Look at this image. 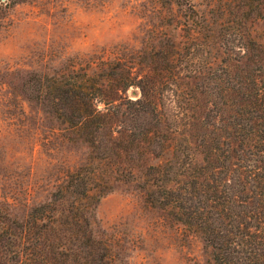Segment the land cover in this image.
Masks as SVG:
<instances>
[{"label":"rangeland","instance_id":"1","mask_svg":"<svg viewBox=\"0 0 264 264\" xmlns=\"http://www.w3.org/2000/svg\"><path fill=\"white\" fill-rule=\"evenodd\" d=\"M191 3L193 10L161 0H0V230L28 223L29 244H70L77 258L89 236L95 248L107 246V264H216L209 242L165 203L161 180L149 175L171 156L160 142H172L178 121L130 111L126 98L140 89L118 93L116 80L108 81L128 65L161 80L171 64L189 102L213 98L207 76L198 78L203 92L190 89L194 71L220 62L224 45L234 47L242 32L264 40V13L257 17V0ZM54 77L80 80L68 84L78 100H56ZM101 80L98 92L117 98L116 112L100 124L77 115L69 121L62 112L85 108V90Z\"/></svg>","mask_w":264,"mask_h":264},{"label":"trees","instance_id":"2","mask_svg":"<svg viewBox=\"0 0 264 264\" xmlns=\"http://www.w3.org/2000/svg\"><path fill=\"white\" fill-rule=\"evenodd\" d=\"M161 1L185 4L193 10L191 0ZM257 7V17L262 16L264 0H257ZM187 16L192 17L190 12ZM237 39L234 47L224 45L220 62H212L208 70L194 71L195 82L190 89L203 92L198 84L202 76L212 79L217 88L214 97L202 106L196 102L197 95L192 96L194 102H189L190 92L176 79L182 78V72L171 64L160 73L161 80L150 73L135 74L133 66L128 65L108 81L116 80L112 91L118 93L130 86L140 89L138 97L126 98L130 111L158 121H178L172 142H160L162 151L171 149V156L149 175L161 180L165 203L176 206L180 219L209 242L216 264H264V40H255L249 31ZM52 81L53 88L61 90L56 100H78L75 87L68 84L80 80L54 77ZM101 81L85 90V108L78 107V113L62 112L69 121L77 115L80 122L95 119L100 124L103 115L116 112L117 98L111 92H98L106 87L105 80ZM102 103L104 107L99 106ZM209 111L214 118H209ZM182 127H188L189 132L181 131ZM31 217L38 224L44 215L37 208ZM32 232L33 226L28 223L19 231L3 227L0 264H107V246L95 248V239L89 236L77 258L79 252H73L70 244L58 248L46 242L29 244ZM15 237L19 240L9 247L5 241Z\"/></svg>","mask_w":264,"mask_h":264}]
</instances>
